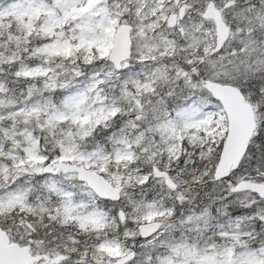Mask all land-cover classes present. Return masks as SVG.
<instances>
[{"label": "snow or ice", "instance_id": "6c2138e0", "mask_svg": "<svg viewBox=\"0 0 264 264\" xmlns=\"http://www.w3.org/2000/svg\"><path fill=\"white\" fill-rule=\"evenodd\" d=\"M0 264H264V0H0Z\"/></svg>", "mask_w": 264, "mask_h": 264}]
</instances>
